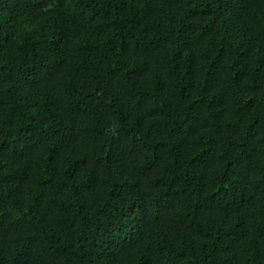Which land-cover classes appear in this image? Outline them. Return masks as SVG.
Returning <instances> with one entry per match:
<instances>
[{
    "label": "trees",
    "instance_id": "1",
    "mask_svg": "<svg viewBox=\"0 0 264 264\" xmlns=\"http://www.w3.org/2000/svg\"><path fill=\"white\" fill-rule=\"evenodd\" d=\"M0 264H264V0H0Z\"/></svg>",
    "mask_w": 264,
    "mask_h": 264
}]
</instances>
